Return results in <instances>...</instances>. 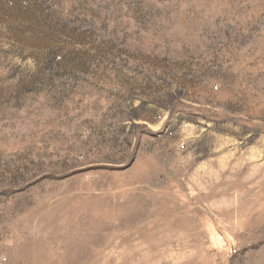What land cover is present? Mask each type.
<instances>
[{"label": "rangeland", "instance_id": "374dc122", "mask_svg": "<svg viewBox=\"0 0 264 264\" xmlns=\"http://www.w3.org/2000/svg\"><path fill=\"white\" fill-rule=\"evenodd\" d=\"M0 264H264V0H0Z\"/></svg>", "mask_w": 264, "mask_h": 264}, {"label": "built area", "instance_id": "2783aa9c", "mask_svg": "<svg viewBox=\"0 0 264 264\" xmlns=\"http://www.w3.org/2000/svg\"><path fill=\"white\" fill-rule=\"evenodd\" d=\"M179 148H180L181 150H183V149H184V146H183V145H180Z\"/></svg>", "mask_w": 264, "mask_h": 264}]
</instances>
